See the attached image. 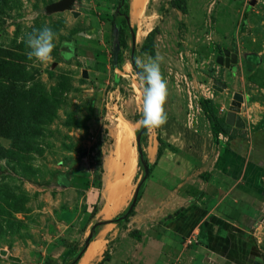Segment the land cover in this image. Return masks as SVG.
<instances>
[{
    "label": "rangeland",
    "instance_id": "374dc122",
    "mask_svg": "<svg viewBox=\"0 0 264 264\" xmlns=\"http://www.w3.org/2000/svg\"><path fill=\"white\" fill-rule=\"evenodd\" d=\"M56 1L0 0V251L6 253L0 255V264H51L46 249L54 237L69 225L84 226L91 206L96 200L100 205L119 120L131 121L134 133L140 128L135 122L141 117L142 90L129 61L128 31L119 34L125 44L115 67L109 24L102 25L108 35L105 49L100 48L101 34L94 38L98 43L82 42L86 16L92 26L97 17L112 15L118 0H74L69 10L48 11ZM185 4L184 13L173 11L169 0L141 4L140 23L146 36L156 30L154 55L163 57L164 112L180 121L185 110L186 118L195 120L201 116L193 108L198 100H207L209 110L225 120L232 94L239 93L237 115L244 127L228 126L227 134L231 130L253 138L261 132L264 137V0ZM33 11L39 16L28 24L25 17ZM41 26L57 34L52 59L46 62L29 59L24 43L25 33ZM140 46L135 42L134 60L148 57ZM223 50L228 59L234 55V70L216 62L224 57ZM214 80L225 85L222 92L211 88ZM161 127L145 129L143 151L149 140H159ZM132 146L136 165L127 203L143 174L134 137ZM176 162L168 160V165L157 159L151 170L181 167V161ZM259 195L264 198L263 189ZM263 218L247 229L255 242L250 264H264Z\"/></svg>",
    "mask_w": 264,
    "mask_h": 264
},
{
    "label": "crops",
    "instance_id": "0c3cea01",
    "mask_svg": "<svg viewBox=\"0 0 264 264\" xmlns=\"http://www.w3.org/2000/svg\"><path fill=\"white\" fill-rule=\"evenodd\" d=\"M128 3L127 21L128 26L135 30V44L136 33L142 24L140 20L130 18V0ZM93 21L96 24L93 29H90L91 22L87 16L86 23L82 21L86 30L82 42L87 46L98 43L94 38L101 34L100 48L105 49L108 38L107 32L102 31L105 22L98 17ZM145 37L140 42L141 46ZM193 110L201 117L194 120L189 115L186 118L185 110L184 116L179 115V118L182 117L180 121L171 120L173 115H166L169 118L161 124L165 128H160L159 140H149L142 150L150 169L127 220L109 222L127 208V201L104 216L99 215L100 205L96 200L98 211L93 218L89 213L84 226L69 225L51 241L46 249L51 264L74 260L87 232L96 223L95 236L75 264H80V259L87 254L84 264L251 263L248 237L253 234L247 229H252L255 219L264 215V198L259 195L262 190L256 193L249 185L258 189L260 186L256 185V181L264 183V175L254 168L264 170V137L261 132L254 133L253 138L249 135L241 137L240 133L237 136L236 131L231 133L229 130L232 139L227 142V136L218 134L214 143L210 124L199 100ZM149 156L154 158L152 163ZM157 159L166 164L168 160H180L181 167L176 165L170 170L163 167L151 170ZM178 209L179 213L172 215ZM168 215L171 217L166 219ZM92 244L96 246L90 251Z\"/></svg>",
    "mask_w": 264,
    "mask_h": 264
},
{
    "label": "clouds",
    "instance_id": "9594fccd",
    "mask_svg": "<svg viewBox=\"0 0 264 264\" xmlns=\"http://www.w3.org/2000/svg\"><path fill=\"white\" fill-rule=\"evenodd\" d=\"M38 16L39 12L33 11L25 17V21L32 24ZM56 35L49 26L33 27L31 31L25 33L26 56L38 62L51 60ZM162 59V56L157 55L148 56L147 59L136 58L133 61L138 69L137 77L142 90L141 117L135 123L142 128L155 129L167 118L163 109L167 97V82L161 72Z\"/></svg>",
    "mask_w": 264,
    "mask_h": 264
},
{
    "label": "bare ground",
    "instance_id": "6f19581e",
    "mask_svg": "<svg viewBox=\"0 0 264 264\" xmlns=\"http://www.w3.org/2000/svg\"><path fill=\"white\" fill-rule=\"evenodd\" d=\"M143 1L144 0H130V18L133 21H138L141 19V4ZM143 25H140V29L136 33V41L138 43H140L143 37L146 36L147 29ZM127 67L128 66H126L125 69H127ZM128 121L119 120L118 122L119 128L116 133L115 148L110 158V169L108 170V175H105L103 179V189L101 192L100 201V210L102 213H100V215L105 216L110 210L120 208L126 203L130 195L128 187L129 184H131L130 181L133 178L134 168L136 165V156L135 149L132 146L134 128L132 123H130L131 121ZM95 246L96 244L90 245V251L94 250ZM87 258L88 254L84 258L80 259V264H84Z\"/></svg>",
    "mask_w": 264,
    "mask_h": 264
},
{
    "label": "water",
    "instance_id": "95a60500",
    "mask_svg": "<svg viewBox=\"0 0 264 264\" xmlns=\"http://www.w3.org/2000/svg\"><path fill=\"white\" fill-rule=\"evenodd\" d=\"M74 0H59L56 1L54 3H51L50 5H48L47 10L51 11V12H62L65 10H69L73 4ZM122 2L124 0H121ZM77 14V13H74ZM130 35V43H131V50H130V64L132 66L133 69L134 68V58H133V53H134V41H135V34L134 32L130 31L129 32ZM120 49V45H119V33H118V27L114 26L112 29V39H111V57H112V65L115 67L116 63H117V56H118V52ZM223 56L224 57H220L218 56L216 58V62L218 64H222L224 65L226 68H229L231 66V69L234 70L235 66H234V62H235V57L234 55H231L230 59H228L227 57L229 56V53L227 51L223 50ZM224 59V61H223ZM83 77H87V74L85 71H83ZM211 88L217 92H222L225 89V85L218 82V81H212L211 84ZM242 103V96L239 93H233L232 94V99L230 101V105L228 107V112L226 114L225 117V124L228 126H234L237 128H243L244 127V123L242 121V119L237 115L240 111V105ZM145 128L140 127L139 131L137 133H134V138H135V144H136V151L138 154V162L141 163L142 168H143V174L141 179L139 180V182L137 183L133 194L131 196V200L129 201L128 205H127V210L126 213L120 217H116L114 219H112L111 221H109L110 223H117L119 221H122L124 219V217H126L128 215V212L130 210H132L137 202V196H138V192L139 189L141 187V185L146 181L147 176H148V168L142 158V149H141V144H140V137L143 133ZM264 220V218H263ZM264 222V221H263ZM98 225V223L93 224L88 232V235L83 243V246L81 247V249L78 251L75 259L70 262L69 264H75L76 261L78 260V258L81 256V254L83 253V251L85 250L86 246L89 244V242L92 239V231L94 230V228ZM5 251L1 250L0 251V255H5Z\"/></svg>",
    "mask_w": 264,
    "mask_h": 264
},
{
    "label": "trees",
    "instance_id": "16d2710c",
    "mask_svg": "<svg viewBox=\"0 0 264 264\" xmlns=\"http://www.w3.org/2000/svg\"><path fill=\"white\" fill-rule=\"evenodd\" d=\"M169 6L177 11H179L180 13H184L185 12V0H169ZM128 9H129V3H128V0H124L123 2L121 0H118V3H117V7L114 11V13L111 15V16H108V15H102L99 18L100 21L102 22H105L107 24L110 25V28H111V31L113 29L114 26H117L118 27V33L121 35V33L123 32V30H127L128 32L132 31V32H135L134 29H131L129 26H128V21H127V17H128ZM95 28V23L94 21H92V26H91V29ZM156 33V30L153 29L152 31H150L148 33V35L146 36L145 38V42L144 44L141 46L140 50L147 54L148 56H154V47H153V43H152V36L153 34ZM123 44H125L122 40L119 39V45L120 46H123ZM134 71L136 72L137 74V71L138 69L136 68L135 64H134ZM199 105H200V108L202 110V112L204 113L206 119L208 120L209 124H210V130H211V134L213 136V139H214V143H216V140H217V136L218 134H222L224 136H227V142L232 139L233 137L231 135H228L227 134V128L228 125L225 124L224 122V119L223 118H219L218 116H216L214 114V112L210 111L209 110V107L207 105V100H199ZM146 129V128H145ZM145 129L143 131V133L145 132ZM142 133V134H143ZM143 141V137L141 135L140 137V144L142 143ZM226 149H227V144H226ZM160 155V149H158V156ZM142 158L148 168V171L150 169V164L148 163L147 159L145 158L144 154L142 153ZM138 166L140 168H142V165L140 162H138ZM256 170H258L260 172L261 175H264V170L261 169V168H258V167H254ZM143 170V168H142ZM145 183V182H144ZM144 183L141 185L140 189H139V192H138V196H137V200L140 196V193H141V188L142 186L144 185ZM256 185L260 186L258 189L256 186H253V185H249L250 188L252 190H257L258 191H261L262 189L264 190V184L261 183L260 181H256ZM92 209H91V212H90V218H93V216L95 215L96 213V204L92 205L91 206ZM126 210L127 208L121 213L119 214L117 217H120L122 215H124L126 213ZM132 210H130L128 212V215L126 217H124V219L122 221H126L127 218L132 214ZM179 213V209L176 210L175 212H173L172 215H177ZM171 215H168L166 217L167 218H170ZM122 221H119V222H122ZM117 222V223H119ZM95 228L94 230L92 231V238L95 236ZM248 243L250 245V247L252 246H255V242H254V239L252 237H248ZM77 255V254H76ZM75 255V257H76Z\"/></svg>",
    "mask_w": 264,
    "mask_h": 264
}]
</instances>
